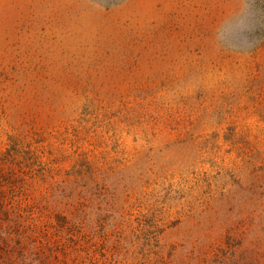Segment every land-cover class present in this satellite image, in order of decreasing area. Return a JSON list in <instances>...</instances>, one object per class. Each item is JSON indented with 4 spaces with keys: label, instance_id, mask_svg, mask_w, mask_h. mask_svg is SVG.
I'll list each match as a JSON object with an SVG mask.
<instances>
[{
    "label": "rangeland",
    "instance_id": "rangeland-1",
    "mask_svg": "<svg viewBox=\"0 0 264 264\" xmlns=\"http://www.w3.org/2000/svg\"><path fill=\"white\" fill-rule=\"evenodd\" d=\"M0 264H264V0H0Z\"/></svg>",
    "mask_w": 264,
    "mask_h": 264
}]
</instances>
